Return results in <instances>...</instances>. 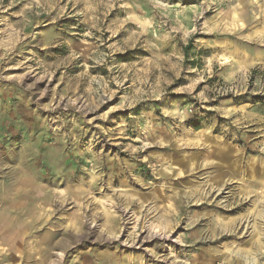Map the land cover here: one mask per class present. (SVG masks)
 <instances>
[{
  "label": "rangeland",
  "instance_id": "1",
  "mask_svg": "<svg viewBox=\"0 0 264 264\" xmlns=\"http://www.w3.org/2000/svg\"><path fill=\"white\" fill-rule=\"evenodd\" d=\"M0 264H264V0H0Z\"/></svg>",
  "mask_w": 264,
  "mask_h": 264
},
{
  "label": "bare ground",
  "instance_id": "2",
  "mask_svg": "<svg viewBox=\"0 0 264 264\" xmlns=\"http://www.w3.org/2000/svg\"><path fill=\"white\" fill-rule=\"evenodd\" d=\"M111 214H112V213H111ZM42 216L44 217L45 215L43 214ZM42 216H41V217H42ZM49 216H50V215H49ZM46 217H47V216H46ZM46 217H45V218H46ZM49 218H50V217H49ZM110 218H111V217H110ZM110 218H109V219H110ZM106 219H107V217H106ZM112 222H113V221H112ZM112 222H111V223H112ZM109 224H110V223H109ZM73 238H75V237L71 234V239H73ZM35 249H36V246L33 247V248L31 249V251L34 252V251H36Z\"/></svg>",
  "mask_w": 264,
  "mask_h": 264
}]
</instances>
